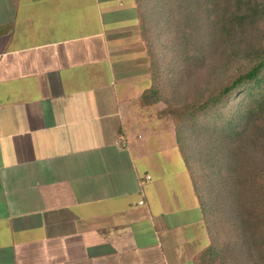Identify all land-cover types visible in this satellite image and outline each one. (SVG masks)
I'll return each mask as SVG.
<instances>
[{
  "label": "crops",
  "instance_id": "0c3cea01",
  "mask_svg": "<svg viewBox=\"0 0 264 264\" xmlns=\"http://www.w3.org/2000/svg\"><path fill=\"white\" fill-rule=\"evenodd\" d=\"M152 86L140 0H0V264L212 262Z\"/></svg>",
  "mask_w": 264,
  "mask_h": 264
},
{
  "label": "trees",
  "instance_id": "16d2710c",
  "mask_svg": "<svg viewBox=\"0 0 264 264\" xmlns=\"http://www.w3.org/2000/svg\"><path fill=\"white\" fill-rule=\"evenodd\" d=\"M140 5L142 13L147 17L149 66L153 77V86L149 93L143 96V102H163L164 116H169L174 122L177 144L190 169L211 236V245L205 255L211 259L210 264H264V129L260 132L261 148L252 139L254 123L259 119L264 122V0H140ZM175 18L178 25H194L192 33H198L202 25H209L206 31L211 32L212 39L225 43L237 30L248 31L247 27L252 28L254 25H262L263 37L257 49L253 50L251 63L230 82L222 85L215 93L193 98L180 106L169 102V90L161 81L164 52L162 49H153V46L158 45L152 46L149 40L150 25H163L161 30H164L165 26L168 29L166 34L170 36V28ZM163 35V31L156 33V39H162ZM168 46L163 43V50L165 47L169 48ZM178 48L179 52L190 54L181 45ZM234 97H237L235 100L238 101L233 107L235 110L223 115V109L232 105ZM210 123H213V129L209 128ZM215 132L223 135L228 142L251 138L253 147L258 148L263 156L261 160L258 158L257 169L252 168L243 175V167L237 160L232 161V155L241 153L239 148L243 150L242 153L246 152L247 149L240 147L242 144L234 149L227 146L226 162L214 172L211 171V163L203 154L194 161L192 155L195 154L190 145H187L186 138L191 139L196 133H200L197 136H202ZM240 157L241 154L238 155L239 159ZM190 164H194L197 170L192 171ZM197 175L199 176L196 178ZM204 177L213 178L209 185L227 197H216L227 199L229 216L223 218L226 226H229L227 230L209 221V210H214L217 204L212 198L209 203L202 201L203 197H208L206 187L202 186ZM248 198L254 199L251 208L257 209L255 214L244 208L243 201ZM242 214L249 215L247 220L240 217ZM236 232L238 235L234 234ZM231 237L233 242L230 241ZM251 251L255 257L251 255Z\"/></svg>",
  "mask_w": 264,
  "mask_h": 264
},
{
  "label": "rangeland",
  "instance_id": "374dc122",
  "mask_svg": "<svg viewBox=\"0 0 264 264\" xmlns=\"http://www.w3.org/2000/svg\"><path fill=\"white\" fill-rule=\"evenodd\" d=\"M208 26L209 25H202V29L198 33H192V31L194 32V25H178V20L175 18L174 24L171 25L170 28V36L166 34L168 29H166L165 26L164 30H161L163 25L157 27L155 25H150L149 27L151 31L149 40L152 46L155 44L158 45L155 47L153 46V49H162V52H164V63H162L163 75L161 81L169 90L168 98L170 103L183 106L188 103L187 101L193 98L204 97L215 93L222 85L230 82L238 72L245 69L251 63V59L254 57L253 50L257 49L263 37L262 25H254L252 28L250 26L247 27L248 31H245V29L237 30L233 33L232 38L225 43L219 39H212L211 32L206 31ZM160 31H163L164 35L162 39L161 37L156 39V33H160ZM190 31L191 34H189ZM163 43H165L166 46L169 45V48L165 47L163 50ZM179 45L184 47L190 54L179 52ZM166 62H169V64L167 65ZM236 98L234 97L232 100L233 106L230 105L227 106L226 109H223V115H225L226 112L229 113L235 110L233 107L236 106L238 102L235 100ZM254 124L255 129L252 133V139L261 148L262 140L260 132L262 128L264 129V122L262 119H259ZM209 128H214L213 123H210ZM198 134L200 133H196V136L191 139L186 138L187 145H190L189 147L195 154L192 155V158L195 161L203 154L211 163L210 168L213 172L226 162L225 151L228 149L227 146L234 149L239 144H242L240 147L247 149L245 153H242L243 150L239 148L238 150L241 153L231 156L233 162L237 160L243 167V169H241V174L243 175H246L252 168L257 169L256 164L258 158L260 160L263 158L259 153V149L253 147L251 138L248 140L238 139L234 142H228L223 135L216 132L211 135L201 134L202 136H197ZM239 154H241L240 159L238 158ZM190 165L192 166V171L197 170L194 164ZM198 176L199 175H197L196 178ZM212 179L213 178L205 179L204 177V180H202V186L206 187L208 195V197H203L202 201L205 203L207 201V203H209L211 198L212 201H216V208H214V210H209V221L211 223L215 222L217 226L221 225L224 227V230H227L229 226L228 224L226 226L224 223L226 221L223 219L226 215L229 216L227 199H216V197L219 196H226L225 194L223 195L215 191V187L213 189V187L209 185ZM258 196L257 194V197ZM253 201L254 199L252 198L243 201L244 208L250 209L249 212H251V214L257 212V209L254 210L251 208V203ZM248 216L247 214H242L240 217L242 219L246 218L247 220ZM234 234L238 235L237 232ZM230 241L233 242V238L230 239ZM248 249H250V246ZM251 255L253 257L256 256L253 251H251Z\"/></svg>",
  "mask_w": 264,
  "mask_h": 264
},
{
  "label": "built area",
  "instance_id": "2783aa9c",
  "mask_svg": "<svg viewBox=\"0 0 264 264\" xmlns=\"http://www.w3.org/2000/svg\"><path fill=\"white\" fill-rule=\"evenodd\" d=\"M148 179H150V177H148ZM139 204L142 205L143 204V201H140Z\"/></svg>",
  "mask_w": 264,
  "mask_h": 264
}]
</instances>
